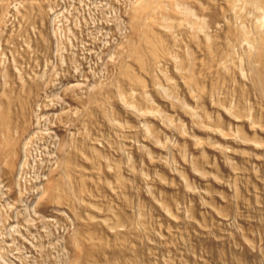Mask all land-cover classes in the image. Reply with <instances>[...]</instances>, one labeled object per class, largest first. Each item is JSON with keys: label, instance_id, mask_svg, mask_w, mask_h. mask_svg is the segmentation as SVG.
Returning a JSON list of instances; mask_svg holds the SVG:
<instances>
[{"label": "rangeland", "instance_id": "obj_1", "mask_svg": "<svg viewBox=\"0 0 264 264\" xmlns=\"http://www.w3.org/2000/svg\"><path fill=\"white\" fill-rule=\"evenodd\" d=\"M235 1L0 0V264H264Z\"/></svg>", "mask_w": 264, "mask_h": 264}, {"label": "bare ground", "instance_id": "obj_2", "mask_svg": "<svg viewBox=\"0 0 264 264\" xmlns=\"http://www.w3.org/2000/svg\"><path fill=\"white\" fill-rule=\"evenodd\" d=\"M248 1H251L255 5V8L259 9V11L261 12V14L259 13L261 15L260 21L262 25H264V0ZM234 5L236 4L234 3ZM241 25L242 24H240V26ZM243 27L234 29L235 42L237 41L238 44V42L246 41L248 44L250 43L255 47L254 51L252 49L253 52H249V59L251 60L250 62H252V65L250 66L252 72L251 76L253 78L252 84L254 83L253 86H255L258 89L259 93L264 97V34L259 33L256 36H250V33L246 29H244L246 26L244 28ZM253 62L259 63L260 66L253 64ZM232 115L233 117H238L234 114Z\"/></svg>", "mask_w": 264, "mask_h": 264}]
</instances>
